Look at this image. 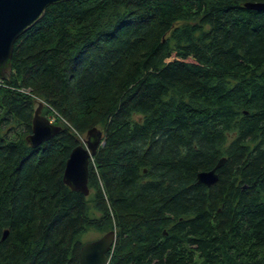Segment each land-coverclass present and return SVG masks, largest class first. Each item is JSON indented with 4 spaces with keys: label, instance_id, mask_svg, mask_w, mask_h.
Instances as JSON below:
<instances>
[{
    "label": "trees",
    "instance_id": "trees-1",
    "mask_svg": "<svg viewBox=\"0 0 264 264\" xmlns=\"http://www.w3.org/2000/svg\"><path fill=\"white\" fill-rule=\"evenodd\" d=\"M248 2L264 0L48 6L0 78V264H80L89 228L116 232L108 264H264V8ZM37 97L66 123L33 147ZM98 125L86 196L63 174Z\"/></svg>",
    "mask_w": 264,
    "mask_h": 264
},
{
    "label": "water",
    "instance_id": "water-1",
    "mask_svg": "<svg viewBox=\"0 0 264 264\" xmlns=\"http://www.w3.org/2000/svg\"><path fill=\"white\" fill-rule=\"evenodd\" d=\"M66 0H0V78H12V58L16 40L33 25L40 21L51 4L61 5ZM247 8L261 10L264 3L248 2ZM43 103L35 109L32 120V132L27 141L33 147L51 139L62 129L42 114ZM96 132L95 138L89 135ZM103 132L93 127L89 130L85 144L75 147L66 162L63 174L64 182L75 191H81L86 196L90 194L89 165L100 144L105 141ZM226 159L222 158L215 168L197 174L198 183L211 185L218 179L216 170ZM9 234L4 230L3 239ZM116 240V232L108 231L102 237L84 243L80 250V264H108V252Z\"/></svg>",
    "mask_w": 264,
    "mask_h": 264
},
{
    "label": "rangeland",
    "instance_id": "rangeland-1",
    "mask_svg": "<svg viewBox=\"0 0 264 264\" xmlns=\"http://www.w3.org/2000/svg\"><path fill=\"white\" fill-rule=\"evenodd\" d=\"M35 100H36L35 101V109H37L39 106V103L42 102L43 103V107H42V111H41L42 114L44 116L48 117L54 124L59 125L61 127L64 126V124L66 123L65 120L55 110H53L44 99L37 97V98H35ZM96 128L103 132V129H104L103 125H98ZM88 133H89V130L87 132L77 134V136L79 137V140L82 142V144L86 145V141L88 139ZM94 135H96V132H94L93 135H89L90 139H92V137L95 138ZM90 192H93V190H90ZM107 232L108 231H105V230H98L95 228H89L88 230H86L81 235L80 239L83 243H86L88 241H92V240H95V239L102 237Z\"/></svg>",
    "mask_w": 264,
    "mask_h": 264
},
{
    "label": "bare ground",
    "instance_id": "bare-ground-1",
    "mask_svg": "<svg viewBox=\"0 0 264 264\" xmlns=\"http://www.w3.org/2000/svg\"><path fill=\"white\" fill-rule=\"evenodd\" d=\"M48 142V141H47ZM100 148V147H99ZM110 253V252H109Z\"/></svg>",
    "mask_w": 264,
    "mask_h": 264
},
{
    "label": "flooded vegetation",
    "instance_id": "flooded-vegetation-1",
    "mask_svg": "<svg viewBox=\"0 0 264 264\" xmlns=\"http://www.w3.org/2000/svg\"><path fill=\"white\" fill-rule=\"evenodd\" d=\"M167 234V233H166Z\"/></svg>",
    "mask_w": 264,
    "mask_h": 264
}]
</instances>
